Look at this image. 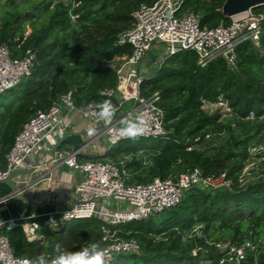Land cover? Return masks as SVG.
Returning <instances> with one entry per match:
<instances>
[{
    "label": "trees",
    "instance_id": "1",
    "mask_svg": "<svg viewBox=\"0 0 264 264\" xmlns=\"http://www.w3.org/2000/svg\"><path fill=\"white\" fill-rule=\"evenodd\" d=\"M156 1L6 0L0 44L9 45L14 57L31 48L36 59L32 73L11 90L14 98L0 105V168L6 167V154L23 124L63 94L71 92L78 106L96 107L103 101H110L113 108L118 105V100L102 93L119 81L117 68L109 61L132 53L129 44L116 42L132 27L134 12ZM225 1L186 0L185 8L200 15L201 27L213 28L231 22L223 14ZM256 10L264 14V5ZM237 52L234 69L222 58L203 67L194 50L169 56L141 84L144 95L159 94L166 135L124 139L101 158L121 166L124 161L128 183L167 179L182 167L180 171L199 168L204 176L226 173L229 186L193 187L158 218L117 225L96 217L77 219L33 241L15 228L9 231L15 253L34 260L42 253L47 258L57 255V243L67 252L88 243L101 246L107 227L118 236L136 238L141 248L140 253L117 254L110 264H220L222 253L213 242L228 240L252 241L256 248L245 264H264V20L260 45L246 41ZM220 97L232 107L228 116L203 107L204 100ZM254 147H259L255 156ZM255 158L253 180L240 182ZM199 248L203 250L196 253Z\"/></svg>",
    "mask_w": 264,
    "mask_h": 264
},
{
    "label": "built area",
    "instance_id": "2",
    "mask_svg": "<svg viewBox=\"0 0 264 264\" xmlns=\"http://www.w3.org/2000/svg\"><path fill=\"white\" fill-rule=\"evenodd\" d=\"M185 2L186 0H157L153 4H142L133 14L135 21L132 27L119 36L116 45L129 44L132 53L109 61L110 66L117 68L119 77L115 88L102 91L103 94L118 100V105L113 108L111 123H106L96 115L99 109L92 103L78 106L71 92L63 94L48 110L36 112L23 124L6 154L7 163L4 169H0V179L5 178L14 169L33 168L35 153L55 146L80 118L90 121V127L98 133L97 138L106 135L109 147L131 138L122 135L121 130L126 126V122H134L138 117H143L145 124L143 134L136 137L165 136V112L158 104V92L150 96L141 92L142 82L152 75H146L149 68L140 65L150 51L156 50V45L159 46L157 50L166 56L150 60L152 67L161 66L169 57L167 55L176 54L181 50H194L201 66L205 67L213 60L222 58L231 69L237 66V48L241 43L249 41L255 47L260 45L263 13L251 8L231 17L228 25L205 28L201 27L200 15L186 9ZM77 17L78 15L72 16L73 19ZM35 59L36 53L31 48L27 49L23 56L14 57L9 45L0 44V96L16 88L24 77L32 73ZM118 59L122 60V63L117 64ZM203 102L206 110H219L222 117L232 113V107L223 97L216 101ZM100 126L103 128L99 129ZM258 148L254 147L253 150ZM80 152L81 149H56L49 161L54 166L66 165L71 173L78 177L74 186V200L69 202L68 206L44 214L33 210L29 214L3 219L1 206L14 197V194L11 192L9 195L0 196V264L33 262L31 258L15 253L9 235L12 229H21L27 240L33 241L43 237L40 232L43 228L52 227L54 230L65 222L77 219L96 217L111 225L142 220L177 206L185 192L193 187H220L230 184L226 173L219 177L204 176L199 168L181 171L167 179L154 177L146 183H128L124 161H121L122 166L99 158L80 161ZM42 164L44 163L41 161L40 166ZM250 169L245 167L240 182L248 180ZM21 176L24 175L14 176L19 194L33 186L28 185L26 188L25 184L30 182L26 178L21 179ZM54 193L57 194L58 190L55 189ZM41 216H44L42 222L37 220ZM8 224H11V229ZM103 229V239L106 243L100 247L107 251L109 261L117 254L140 253V244L136 238L118 236L116 231L107 227ZM213 243L222 253L220 264H245L249 253L256 248L252 241L242 244L230 240ZM92 244L88 243L76 251L89 248ZM56 256H48L49 261Z\"/></svg>",
    "mask_w": 264,
    "mask_h": 264
},
{
    "label": "crops",
    "instance_id": "3",
    "mask_svg": "<svg viewBox=\"0 0 264 264\" xmlns=\"http://www.w3.org/2000/svg\"><path fill=\"white\" fill-rule=\"evenodd\" d=\"M90 126L91 123L88 119L80 118L66 136L59 139V145L56 149H81L78 155L80 161L101 159L111 147H109L106 135H101L97 138L98 133L94 132V129ZM139 153H142V151ZM51 157L52 154H42L41 161L44 164L38 168V171L34 175L20 177L21 179L26 178L31 183V186L33 185L29 190L27 189L22 193V195L30 198L33 203L28 204L15 197L9 198L1 206V216L3 219L29 214L33 210L44 214L60 207L64 208L68 206L69 202L74 200V186L78 177L72 174L70 169L64 164L59 166L51 164L49 162ZM55 189L58 190L57 194L54 193ZM11 192L12 188L7 183L0 182V196L9 195ZM37 220L42 222L44 216L39 217Z\"/></svg>",
    "mask_w": 264,
    "mask_h": 264
},
{
    "label": "clouds",
    "instance_id": "4",
    "mask_svg": "<svg viewBox=\"0 0 264 264\" xmlns=\"http://www.w3.org/2000/svg\"><path fill=\"white\" fill-rule=\"evenodd\" d=\"M99 111L96 115L104 119L106 123H111L113 116V106L110 101H103L96 105ZM145 121L143 117H138L136 121L126 122V126L121 130L122 135L128 137H136L143 134ZM91 131V130H90ZM11 229V224H8ZM57 256L55 259L49 261L46 254H41L36 257L32 264H110L107 259L108 253L100 247L99 244H92L89 248L82 249L76 252L65 251L61 244L55 245Z\"/></svg>",
    "mask_w": 264,
    "mask_h": 264
},
{
    "label": "water",
    "instance_id": "5",
    "mask_svg": "<svg viewBox=\"0 0 264 264\" xmlns=\"http://www.w3.org/2000/svg\"><path fill=\"white\" fill-rule=\"evenodd\" d=\"M262 5H264V0H226L223 4L222 10H223V14L226 17L231 18L233 16L244 13L251 8L256 9ZM101 128H103V126L99 127V129H101ZM58 145H59V143L54 148H52L51 150L43 149V150L37 151L35 153V164H34L33 168H31V169H14V170L10 171V173L5 178L0 179V182H5L12 188V192H13L15 198L23 200V201L27 202L28 204L33 203V201L30 198H28L25 195L18 193V186L14 181V176L15 175H24V176L34 175L38 171V168L40 166L41 155L42 154H53ZM28 185H31V183L25 184V187L27 188ZM200 187H202V186H200ZM202 250L203 249L199 248L196 251V253H199Z\"/></svg>",
    "mask_w": 264,
    "mask_h": 264
},
{
    "label": "rangeland",
    "instance_id": "6",
    "mask_svg": "<svg viewBox=\"0 0 264 264\" xmlns=\"http://www.w3.org/2000/svg\"><path fill=\"white\" fill-rule=\"evenodd\" d=\"M7 10V6H6V0H1L0 1V26L2 25V23H3V16H4V14H5V11ZM257 11V10H256ZM25 25V27H24V29H27L28 28V23L27 24H24ZM159 48V46H155L154 47V49H156L155 51H150L149 53H148V55H147V57H146V59L144 60V62L143 63H141V65H140V67H143V66H147L148 68H149V71L147 72V73H145L146 75H153V74H155L156 73V70H158L159 68H160V66L158 65V66H154V67H152L151 66V62L154 60V59H158V58H160L161 56H163L164 55V53L163 52H159L157 49ZM164 56H166V55H164ZM167 56H172V55H167ZM151 57H152V59H151ZM150 60H152L151 62H150ZM122 62V60H120V59H118V60H116V63L118 64V63H121ZM24 78H26V77H24ZM23 78V79H24ZM22 79V80H23ZM17 87H20V85L19 86H17ZM14 92H12L11 90H9V91H7L6 93H4L3 95H1L0 96V105H2V104H5V103H7V102H9L10 100H12L13 98H14V94H13ZM92 134V133H91ZM208 147H210V146H208ZM255 152V150H253V152H252V154H253V156H255L256 155V153H254ZM256 163H258V160H257V158H255V159H252L251 161H250V163L246 166V168L249 170V168H251L250 169V172H251V170L254 168V166H256L255 164ZM182 169V167L181 168H177V170L175 171V175H177V174H179ZM247 174H249V171H247ZM251 176V173L249 174V178H248V180H253V177H250ZM155 218H158L159 216H158V214L157 215H153ZM60 227H62V226H60ZM47 230H53L52 229V227H47V228H43L40 232L42 233V235H44L45 233H46V231ZM23 236H24V238H26V236H25V234L23 233L22 234Z\"/></svg>",
    "mask_w": 264,
    "mask_h": 264
}]
</instances>
